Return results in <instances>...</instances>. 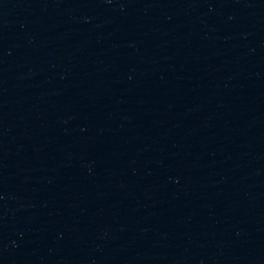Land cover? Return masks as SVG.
Returning a JSON list of instances; mask_svg holds the SVG:
<instances>
[{
    "label": "water",
    "instance_id": "obj_1",
    "mask_svg": "<svg viewBox=\"0 0 264 264\" xmlns=\"http://www.w3.org/2000/svg\"><path fill=\"white\" fill-rule=\"evenodd\" d=\"M0 264H264V0H24Z\"/></svg>",
    "mask_w": 264,
    "mask_h": 264
}]
</instances>
